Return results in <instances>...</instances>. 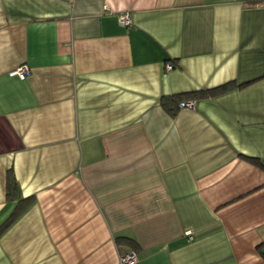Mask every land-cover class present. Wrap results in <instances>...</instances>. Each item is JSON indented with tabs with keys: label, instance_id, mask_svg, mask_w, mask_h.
Returning <instances> with one entry per match:
<instances>
[{
	"label": "crops",
	"instance_id": "0c3cea01",
	"mask_svg": "<svg viewBox=\"0 0 264 264\" xmlns=\"http://www.w3.org/2000/svg\"><path fill=\"white\" fill-rule=\"evenodd\" d=\"M130 250L264 264V0H0V264Z\"/></svg>",
	"mask_w": 264,
	"mask_h": 264
},
{
	"label": "built area",
	"instance_id": "2783aa9c",
	"mask_svg": "<svg viewBox=\"0 0 264 264\" xmlns=\"http://www.w3.org/2000/svg\"><path fill=\"white\" fill-rule=\"evenodd\" d=\"M119 22L123 25H128L130 23V17L128 12H123L120 13L119 15ZM172 67L171 64H168L166 66V68L170 69ZM29 72V68L26 65H22L20 67H18L17 69L11 71V74H17L18 76H20L21 78L25 77V75ZM181 107H185V108H192L193 107V102L188 100V101H182L180 103ZM184 233L187 236H191L192 234V230L191 229H187L184 231ZM137 254L135 251L130 250L122 255L119 256V263L120 264H133L137 261Z\"/></svg>",
	"mask_w": 264,
	"mask_h": 264
},
{
	"label": "trees",
	"instance_id": "16d2710c",
	"mask_svg": "<svg viewBox=\"0 0 264 264\" xmlns=\"http://www.w3.org/2000/svg\"><path fill=\"white\" fill-rule=\"evenodd\" d=\"M229 85V83H227V84H224V85H222L221 87H218L217 89H225V88H227V87H229L228 86ZM203 92L204 91H197V92H195L194 91V95H200V96H202V95H205V94H203ZM207 94H210L211 92L210 91H205ZM192 94H193V92H192ZM193 95V96H194ZM182 95H180V94H173V95H168V96H163L162 98H161V104L167 109V110H171V111H173L172 110V106L174 105V107L175 106H180V103L182 102V101H185V100H181L182 99V97H181ZM171 105V107H169ZM171 108V109H170ZM17 187H18V185H17V182H16V179H15V177H14V175H13V173H12V171H7V174H6V190H7V195H11V196H17ZM29 199V198H28Z\"/></svg>",
	"mask_w": 264,
	"mask_h": 264
}]
</instances>
